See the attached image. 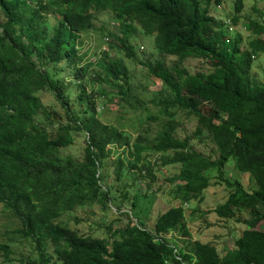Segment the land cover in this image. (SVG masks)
<instances>
[{"label":"trees","instance_id":"16d2710c","mask_svg":"<svg viewBox=\"0 0 264 264\" xmlns=\"http://www.w3.org/2000/svg\"><path fill=\"white\" fill-rule=\"evenodd\" d=\"M208 7L200 0H0V205L21 225L13 233L34 245L19 264H264V84L250 74L252 57L264 55V24H244L252 35L245 44ZM242 8L236 0L235 14ZM98 13L111 15L103 38L111 43L108 50L118 45L119 53L169 90L158 103L167 120L152 139L140 134L130 142L124 130L100 120L101 98H120L131 110H145V101L132 94L126 66L107 49L84 62L81 38L94 28ZM136 30L153 37L159 60L137 58L130 43ZM188 59L206 60L210 70L191 74L183 66ZM43 92L64 118L42 103ZM177 111L196 119L195 131L184 139L176 134ZM204 132L216 146L215 160L190 145ZM77 133L85 134L81 161L61 153ZM115 149L127 158L126 174L152 179L153 163L143 153L171 154L161 163L179 167L172 180L181 205L160 214L153 232L129 210L122 229L107 228V239L79 235L61 218L83 206L117 201L101 174ZM229 159L252 175L256 189L248 192L224 175ZM116 163L120 179L123 164L119 158ZM210 169L229 193L214 210L219 217L234 215L237 197L253 201L246 229L223 256L212 244L187 242L181 249L165 237L177 232L190 238L183 205L202 200L213 179L206 175ZM0 255L12 264L6 244H0Z\"/></svg>","mask_w":264,"mask_h":264},{"label":"rangeland","instance_id":"374dc122","mask_svg":"<svg viewBox=\"0 0 264 264\" xmlns=\"http://www.w3.org/2000/svg\"><path fill=\"white\" fill-rule=\"evenodd\" d=\"M235 1L222 0L217 5L215 0H200L202 7L207 2L209 3V14L224 23L231 36L239 34L243 43L246 44L252 39V35L245 30L244 24L249 20L264 24V0H241L243 8L237 15L234 9ZM234 15L237 17L235 25L231 21V17ZM111 25L109 13L97 14L93 22L94 28L85 32L81 38L83 41L81 53L84 55V62L96 61L104 49H107L110 57L120 59L127 68L129 83L133 90L132 94H138L145 101V110L141 108L131 110L127 102H122L120 98L105 97L98 102L97 111L101 113L99 115L100 120L107 125L124 130L129 135L130 142H133L136 136L140 134L152 139L167 120L161 114L158 103L162 96L168 95L169 90L165 89L159 80L150 77L145 68L119 53L118 45L115 44L111 50H108L111 43L107 45L103 38ZM130 43L135 47L136 56L140 61L154 62L159 60L152 36H143L139 30H136ZM252 58L253 65L250 71L252 79L264 84V55L261 54ZM172 60L173 58H167L165 61L169 63ZM183 66L191 74L210 70L209 63L203 59H188L183 63ZM91 70L99 71L96 65H93ZM65 79L72 80L71 76H65ZM87 82V90H90L92 84L89 83V80ZM103 88L109 91V86L103 85ZM40 97L42 103L48 106V110L58 113V118H64L63 111L49 93H40ZM147 116L156 120H147ZM174 120L177 127L176 134L180 139L191 136L196 129V119L186 112L177 111ZM190 145L205 157L212 160L217 158L216 146L205 132L197 138H192ZM84 147L85 134L77 133L74 135L73 144L62 149L61 153L62 155H71L81 161ZM115 151L116 153L104 164L101 174L103 175V183L112 190L117 201L107 206L101 203L83 206L61 218L79 235L107 239L110 235L107 228L111 230L122 229L128 222L129 212L127 213V211L129 210H132L136 223H141L143 227L153 232L155 221L160 214L173 206L181 205V201L177 199L175 181L172 180L178 173L179 167L178 165L161 163L162 160L168 159L167 157L171 154L143 153L144 156L147 155V160L151 164L153 163L154 178L152 179L145 177V175L136 176L135 171L126 174L127 158H125L122 149H115ZM118 158L123 164L122 171L124 172H122L123 175L120 179H117L116 176ZM206 175L213 179L211 186L203 192L202 200L196 198L183 205L190 238H182L177 232H172L165 237L172 240L181 249L186 247L187 242L198 241L203 244H212L219 255L223 256L228 250L235 247V241L246 229V222L250 219L249 211L253 201L237 197L232 203L234 215L230 218L219 217L214 210L227 200L229 193L223 184H217L213 169L207 171ZM224 175L230 181L239 182L248 192H252L257 187L251 174L235 168L233 159H229L224 165ZM123 197L125 200L122 199ZM133 203H136L135 208L132 207ZM118 205L119 209L117 208ZM20 227L19 221L7 211L5 206L0 205V244L8 246L12 264H19L21 258L31 253L34 247L29 240H24L20 235L13 233ZM35 256L34 253L33 257ZM0 264H8L2 255H0Z\"/></svg>","mask_w":264,"mask_h":264}]
</instances>
